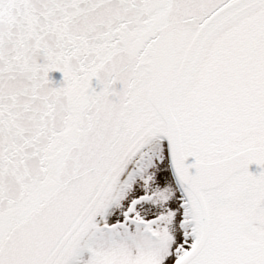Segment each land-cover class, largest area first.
<instances>
[{
	"label": "snow or ice",
	"instance_id": "obj_1",
	"mask_svg": "<svg viewBox=\"0 0 264 264\" xmlns=\"http://www.w3.org/2000/svg\"><path fill=\"white\" fill-rule=\"evenodd\" d=\"M0 264H264V0H0Z\"/></svg>",
	"mask_w": 264,
	"mask_h": 264
},
{
	"label": "water",
	"instance_id": "obj_2",
	"mask_svg": "<svg viewBox=\"0 0 264 264\" xmlns=\"http://www.w3.org/2000/svg\"><path fill=\"white\" fill-rule=\"evenodd\" d=\"M52 75H53V77L55 79H59L60 78V74L59 73H53ZM250 171L256 173L258 171H261V169H259L257 165H251L250 166Z\"/></svg>",
	"mask_w": 264,
	"mask_h": 264
}]
</instances>
